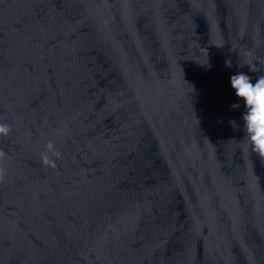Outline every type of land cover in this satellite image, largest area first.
<instances>
[{
    "label": "clouds",
    "instance_id": "obj_1",
    "mask_svg": "<svg viewBox=\"0 0 264 264\" xmlns=\"http://www.w3.org/2000/svg\"><path fill=\"white\" fill-rule=\"evenodd\" d=\"M225 65L231 67V60H226ZM251 72L257 69L255 65L249 67ZM230 85L235 91V95L244 102L245 112L242 114L243 132L245 138L262 165H264V74L259 75L255 83L252 77L240 72L230 77ZM233 109L239 108V104H233ZM234 130H239V125L234 120H230ZM11 132V126L7 123H0V136L7 137ZM46 151L41 155V162L44 166L55 168V160L49 156V152L56 158L60 157V152L55 149L54 144L49 141L46 144ZM6 153L0 150V183L4 182L7 176V169L3 166Z\"/></svg>",
    "mask_w": 264,
    "mask_h": 264
}]
</instances>
